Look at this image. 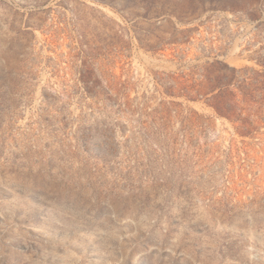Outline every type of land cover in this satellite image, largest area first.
<instances>
[{
	"label": "rangeland",
	"instance_id": "1",
	"mask_svg": "<svg viewBox=\"0 0 264 264\" xmlns=\"http://www.w3.org/2000/svg\"><path fill=\"white\" fill-rule=\"evenodd\" d=\"M0 264H264V0H0Z\"/></svg>",
	"mask_w": 264,
	"mask_h": 264
}]
</instances>
